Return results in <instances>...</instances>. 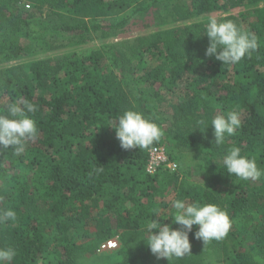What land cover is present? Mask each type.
Wrapping results in <instances>:
<instances>
[{"label": "trees", "instance_id": "trees-1", "mask_svg": "<svg viewBox=\"0 0 264 264\" xmlns=\"http://www.w3.org/2000/svg\"><path fill=\"white\" fill-rule=\"evenodd\" d=\"M45 7L56 27L35 29ZM153 7L166 9L173 25L138 36L126 53H57L65 45L54 37L63 32L79 44L100 25L90 22ZM241 7L246 12L234 13ZM217 10L257 36L250 57L223 65L206 55L207 22L195 18ZM45 52L51 55L37 56ZM130 66L142 75L128 76ZM169 93L177 97L171 105ZM20 99L36 105L29 115L38 135L20 156L0 151V209L16 212L0 223V247L16 249L12 264H264V175L245 181L223 165L237 146L264 169V0H0V113ZM133 107L162 129L147 149H123L109 125ZM229 111L240 114L241 126L216 146L212 126L201 131L196 122ZM156 145L177 170L146 171ZM185 147L203 182L189 178ZM176 199L217 204L232 224L223 239L206 244L194 225L191 253L169 262L151 253L142 229L152 218L182 228L173 223ZM112 238L119 248L99 254Z\"/></svg>", "mask_w": 264, "mask_h": 264}, {"label": "clouds", "instance_id": "clouds-1", "mask_svg": "<svg viewBox=\"0 0 264 264\" xmlns=\"http://www.w3.org/2000/svg\"><path fill=\"white\" fill-rule=\"evenodd\" d=\"M205 35L209 38L206 55L215 57L223 65L236 64L246 56L250 57L258 48L257 36L232 20L210 17L205 26ZM35 111L36 105L26 99L7 105L5 112L0 113V151L12 149L16 156L25 152L27 142L38 135L37 122L29 115ZM109 125L115 129L116 138L125 150L147 149L162 136L161 127L134 107L126 109ZM196 125L201 131L211 125L214 134L212 142L220 146L227 136L236 133L241 126V119L237 111H229L215 115L210 123L198 120ZM223 165L229 175L245 181L264 175V169L258 167L256 160L242 155L241 148L237 146L227 150ZM172 206L175 209L173 223L182 225V228H173L171 224L152 218L142 229L143 240L157 259L171 262L173 258H183L191 253L189 233L194 225L199 226L195 238L201 239L205 244L211 240L223 239L231 228L232 220L228 212L217 204H188L182 199H176ZM15 219L16 212L13 209H0V223ZM16 255L14 247H0V264H12Z\"/></svg>", "mask_w": 264, "mask_h": 264}, {"label": "rangeland", "instance_id": "rangeland-1", "mask_svg": "<svg viewBox=\"0 0 264 264\" xmlns=\"http://www.w3.org/2000/svg\"><path fill=\"white\" fill-rule=\"evenodd\" d=\"M172 2V0H170ZM176 1V0H173ZM186 1V0H183ZM223 0H219V3H222ZM247 7H241L234 11L236 14L244 13L246 12ZM49 10L48 7L43 8L42 10V20L38 21L34 24V28L38 29L43 26H54L56 27L55 23L56 18L55 16L52 18L48 17ZM167 13L166 9L161 7L159 9V14L156 12V9L153 7L149 10H146L143 14H134V10H130L126 14H124V18L122 19H99L98 21H92L90 22V25L93 26L95 24H100L97 29L92 30L91 33H88L86 35V40L79 43V44H70L68 42V36L71 35L69 33L63 32L64 36H57L54 37V39L59 40V43L62 45H65L60 49L57 53L61 52H77L80 57H85L87 54L91 53L92 51L100 50V49H118L122 53L128 52L131 42H133L138 36H142L147 34L148 32L155 31L159 28H165L173 25L172 23H167V18L165 14ZM225 12L222 11H214L210 13H205L202 16H198L195 18V21H203L208 22L210 17H216L218 20H222L225 16ZM165 16V18H164ZM122 24V25H120ZM178 24V23H177ZM49 32H52V36H47L49 39L53 38V30H50ZM48 54V55H47ZM49 56L50 53H40L37 56ZM128 59V58H126ZM135 66V65H134ZM126 67V66H125ZM127 71L124 69L123 71L128 74V76L132 75H138L141 76V71L139 72L137 69H132ZM136 68V66H135ZM134 71V72H133ZM177 101V97L174 94H167L166 96V103L168 105L173 104V102ZM181 155L184 157L185 161V170L187 166L192 170V175L189 176L191 180H195L197 182H203L205 179V176L203 174L197 173L195 171L196 165L195 160L193 159L194 154L185 148L181 149ZM229 251L232 250V243L228 244ZM114 251H105V252H99L102 256H109ZM258 258H260L258 256ZM99 263L102 264V261H99Z\"/></svg>", "mask_w": 264, "mask_h": 264}, {"label": "built area", "instance_id": "built-area-1", "mask_svg": "<svg viewBox=\"0 0 264 264\" xmlns=\"http://www.w3.org/2000/svg\"><path fill=\"white\" fill-rule=\"evenodd\" d=\"M25 7L30 9L29 4H25ZM145 167L149 174H155L161 168L170 171L177 170L179 165L170 158L165 147L156 145L149 150ZM119 245L118 238L109 239L101 243L99 252L115 251L119 248Z\"/></svg>", "mask_w": 264, "mask_h": 264}]
</instances>
